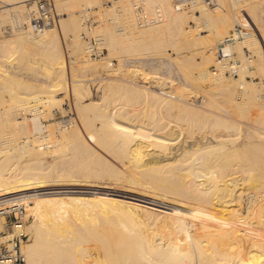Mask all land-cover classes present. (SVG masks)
Returning <instances> with one entry per match:
<instances>
[{
  "label": "bare ground",
  "instance_id": "6f19581e",
  "mask_svg": "<svg viewBox=\"0 0 264 264\" xmlns=\"http://www.w3.org/2000/svg\"><path fill=\"white\" fill-rule=\"evenodd\" d=\"M28 1L3 0L4 5L0 9V21L7 18L9 11L15 9L23 11L24 5ZM162 1L167 5L168 22L160 26H154L143 33H150V37L154 34L157 37L153 40H158V37L164 35L166 31L169 34L179 36V39L188 45L198 44V39L192 36L191 31L188 29L189 18L192 15H188L187 12L183 11L184 8L177 7V5H173L176 12L171 11L168 0ZM191 2L194 4L196 0ZM225 2L224 0L223 3ZM226 4L228 3L226 2ZM226 8L211 13L203 5L200 9L201 16L197 18L204 26L210 27L212 33H219L221 32V26L225 25L231 18L228 15L229 9ZM252 8L253 6L250 9ZM24 16L21 17L24 19ZM254 18L256 17L254 16ZM10 30L7 32L8 37L15 35ZM52 30H54V27L34 34L31 29L22 30V28H19L16 37L18 40L35 46L53 48L55 45L51 41ZM247 33L250 36L244 41L252 37L249 31ZM231 48V44H228L223 50L226 54L232 55L233 50ZM208 59L215 60L213 55H210ZM197 66L201 79H211V85L208 83L210 88L204 86L197 92V94L200 92V96H198L200 99L198 97L194 98L193 91L195 90H192L193 93L191 90L189 91V93H192L190 95L195 102H200L199 105L197 104L198 106L195 107L193 103H189L184 98L167 100L165 97L171 96L172 91L168 92L169 95L162 88V91L159 88V91L155 93L153 91L148 93L149 91L145 88L146 92L134 88L135 91L143 93V96L152 97L151 99L154 101L157 100L159 106L165 110L169 118L173 117V120L171 118L165 120L153 117V119H149L151 117L149 115L153 112L147 109L150 112L148 118L143 117L145 113L141 110L143 112L141 116L143 115L142 117L146 121H143L140 117V120H142L137 126L129 122H134L132 121L133 118L141 112L131 114V111L122 108V110H115L111 113V120H105L103 125L104 145L106 144L110 149L113 148L124 169V172L119 173L121 168L119 167V172L117 171L119 174L117 172H114L117 175H114L113 172L111 174L122 179L123 182L120 180L118 184L87 185L88 182L78 181L77 179V181H67L66 183L65 179L68 177H64L69 174L67 165H71L72 161L77 163L79 159L78 162L81 165H78H87V167L85 166L86 171H88L89 166H92L89 173L97 162H103V159H99V161L96 159L102 155L100 151V153H97L98 151L95 149L97 152H94L97 153V157L94 158L95 155L91 154L93 148L89 147L91 143L81 141L73 145L69 143L67 148L71 147L72 150L70 148L67 152L71 151V153L66 152V154L60 148L59 143L57 144V146L59 145L58 149L54 148L53 143V145L47 143V148H50V151L52 149V152L41 150L45 143L38 145L39 149H35L36 146H34L29 149L30 151L28 150L27 159L30 164L41 157L46 161L48 155H50V158L54 156V158L52 157L55 159L54 165L57 161L56 165L62 164L63 167H67V169L61 167L58 170L62 175L60 173L59 178L55 181H51L52 175L49 178L51 165L53 166L50 162L44 164V167L41 168L42 173L37 172L29 164L26 168L22 167L24 172L21 174L19 172L21 169L14 172L15 168L11 169V167H9L6 174H0V210L6 208L17 209L20 208V205L27 204V212L32 213L35 217L33 222L28 223L29 226L26 225L28 226V234H30V238L26 239L27 243L23 247V251H26L24 253L27 264H189V262H193L192 264H264V136H261L263 130L261 132L258 129L261 134L258 132L260 135H256L248 126L237 133L238 129L236 127L235 132L232 131L234 134H230L231 127L236 123L232 126L231 123L226 122L227 119L223 120L222 118L219 122L221 124L216 128L213 123L209 125L210 119L204 117V120L201 118L203 117L200 114L202 110L197 109L202 108L201 106L207 101L208 94L205 96L206 93L216 92L215 95L224 96L221 101L222 104H228L225 106L235 109L240 108L241 110L244 102H249V98L251 101H255L253 97H258L260 90L257 91L253 85L245 81H239L232 84V86L224 73L219 76L213 74L210 76L202 64L199 63ZM147 87L149 86L147 85ZM75 89L80 92V95L83 94V86L77 85ZM185 92L187 91L185 90ZM225 93L228 95L227 97H225ZM261 96L263 97V95ZM163 97L164 99H162ZM158 99L164 100L163 103L159 102ZM261 104L263 103L261 102ZM261 104L264 113V104ZM245 106L242 109L248 110ZM245 109L242 110V113L245 112ZM84 110L86 108L78 111L84 112ZM155 110L157 111L156 108ZM79 114L81 116L82 113ZM116 115L125 119L128 123L121 119L120 121L123 124L117 123L113 119ZM185 115L192 118L187 117V119L184 117ZM157 116L159 115L155 117ZM237 116H242V114ZM136 118L135 120H137ZM199 119L200 121L203 119L204 122L209 120L210 131L203 130L206 129L202 125L204 122L199 121L201 125L194 126ZM242 119L238 121H244ZM262 120L264 122V118ZM217 130H221L223 133H217ZM75 132L76 129L67 131L63 140H67ZM64 133L63 131L62 136ZM48 139L51 143V138ZM105 149L108 150L107 147ZM83 152L85 155L87 154L86 158L92 155L93 160L95 159L97 162L91 159L94 164L92 161V163L90 162L92 165L87 164L88 159L85 161V157L82 159L80 156V153L83 154ZM114 152L112 155L115 156ZM105 153L108 155L109 151H105ZM112 155L109 156L112 157ZM57 158L59 159L56 160ZM84 161L86 164H83ZM104 161H107L104 163L105 165L103 164L104 167L110 165V160H107V157ZM74 165L77 166V164ZM96 167L103 168L98 163ZM116 167H114V171L117 170L118 167ZM62 168L65 169L63 172L61 171ZM78 169L75 171L77 172ZM94 169L97 172V169ZM69 170L72 171L73 168ZM74 170L73 172H75ZM102 170L106 171V178H108L110 173L108 174L105 168ZM43 172L45 173L43 174ZM73 172L70 173L74 174ZM79 172L74 175L78 177ZM24 173L28 174V177H24ZM57 173H54L57 175L56 177H58ZM97 174L99 173L93 176L98 177ZM40 175L46 177V179L44 177L43 187L36 193L28 194L27 190L31 181ZM74 175H70V177L73 178ZM90 175L86 174L85 176L91 177ZM48 179H51V182ZM108 179L111 180V178ZM174 206L179 209L178 212L175 211ZM199 210L204 216L201 220L194 216V213ZM165 213L170 216L163 217ZM182 213H186L188 217L185 218ZM187 218L190 220L188 226L184 224V220ZM15 229L16 233H26L25 224H21ZM89 239L93 241L92 243L97 248L98 254L86 251L87 247L84 245L89 243ZM166 246L171 248H166ZM178 246H182L183 249ZM50 248L60 250L59 253L56 252L57 254H53L51 251L53 254L51 260L48 258L51 253H47L48 249V252L51 250ZM206 249L210 250V253H208L210 256H206L204 259L201 254L205 251L201 250ZM177 252H183L182 256H176L174 253ZM93 256L96 258L95 261L88 259Z\"/></svg>",
  "mask_w": 264,
  "mask_h": 264
},
{
  "label": "rangeland",
  "instance_id": "374dc122",
  "mask_svg": "<svg viewBox=\"0 0 264 264\" xmlns=\"http://www.w3.org/2000/svg\"><path fill=\"white\" fill-rule=\"evenodd\" d=\"M39 1L40 0H29L28 3L25 4L26 6L24 5L23 11L18 9L9 11L7 18L0 21V174H6L9 167H11V169L15 168L14 172L21 169L19 172L20 174L23 173L22 167L26 168L30 164L27 159L29 155L28 150L32 149L34 146H36L34 147L35 149H39L38 145L45 143L41 150L49 152L50 148H47V143L50 145L54 144L53 146L54 148L56 147L55 149H58L57 147L59 145H65L66 147L64 146V149L63 146H60V148L64 151V154H66L71 148H67L69 143L73 145L81 141L91 143L89 147L91 149L93 148L92 152L97 149L98 152H95H101V156L104 157L98 156V158H96L97 153L94 152V154L91 152L98 161L99 159H103V162H97L95 159L93 160L92 155L90 156L88 154L90 160L89 157L86 158L85 156H87V154L85 155L83 152L84 155L80 153L82 159L83 157L86 158H84L85 161L88 159L87 164L89 165H92L90 164L92 160L97 162L107 170L108 174L110 173L109 176L111 175L114 178L113 180L111 176H108L111 180L106 178V171H103L102 167V169H100V166L96 167L97 163L89 173V169L92 166L88 165V171H86L87 169L85 166L87 167V165L79 166L81 164H79L78 159L77 163L72 161L71 165L73 164V166L67 165L69 174L64 172V175H67L64 178L68 177L65 179L66 183L67 181H77V179L78 181L88 182L87 185L118 184L120 180L123 182L122 179L118 177L117 179L116 176H114L117 175L115 173L118 171L119 167L121 168L119 169L120 172H118H124L121 165L122 163L118 158L119 156L116 155L113 148H111V150L109 146L106 144V146L104 145L103 125L105 120H111V113L119 109L131 111V114H133V112L135 114L141 112L139 114L140 116L138 115L139 119L136 115L137 118H135L137 120L133 118L132 121L134 122H129L137 126L141 123L142 119L146 121L145 119L148 118V114H150L151 111L154 115L150 114L149 116L151 117H149V119L163 118L169 120L171 118V120H173V117L169 118L165 110L159 106L156 102L157 100L154 101L151 99L152 97L143 96V93L135 91L136 88L145 92L147 90L149 91L148 93H152V91L155 93L159 90L162 91V89L167 94L172 91L171 96L165 97L167 100L184 98L187 99L189 103H193L196 107L197 104H200V102H195L194 100L195 97L200 96V92L199 94H197V92L200 91L202 87L205 86L210 88L209 84L211 85L210 78H207V80L200 78L199 68L197 66L199 63L204 66L210 76L212 74L219 76L221 73H224L231 85L239 81H245L253 85L257 91H260L259 98L253 97V100H255L254 102L251 101L250 98L248 99L249 102H244L248 110L245 108L242 109L244 105H242L241 110L240 108L235 109L230 106H225L228 104L224 105L221 102L224 96H217L215 95L216 92H212L211 94L213 95L204 93L205 96L208 94V98H206L207 101L201 106L202 108L197 109L202 110L200 114L203 115V117L201 118L205 120L204 117H206L211 121L208 120L209 124L208 121L204 122L203 119V121L199 119L195 122L196 124H194V126H199L204 122L205 125H207L205 126L204 123L202 124L206 127V129L204 128L203 130L210 131L209 125L213 123L217 128L221 124L219 122H221L223 118V120L227 119L226 122L231 123L232 126L236 123V125L231 127L230 134H234L236 127L238 129L237 133L238 131L240 133V130H244L246 127L250 126L251 128H249L252 129L256 135H260L262 132L261 130H263L261 136H264V122L262 120L264 118V113L261 109L262 106H260L261 102L264 104V1L248 0L245 2L247 4L244 3L241 5L235 4L231 0H225L229 4L228 5L226 2L223 3L224 0H219L220 7L211 8L203 1L196 0L194 4H190L183 9L188 15H192L189 18L188 29L191 31L192 36L198 39V44H190V46L186 42L180 40L179 36L169 34L166 31L164 35L158 37V40H153L157 37L154 36V34L150 37V33H143L154 26H160L168 22L169 12L167 5L162 0H48L53 11V23L46 29L54 27L51 40L55 45L53 48L35 46L18 40L16 37V34L19 33V31H17L19 28H22V30L31 29L34 34H37L32 29L30 21L32 15H38ZM168 2L171 11L176 12L173 7L174 2L172 0H168ZM2 5H4L3 0H0V9ZM203 5L211 13H215L218 10L221 11L222 9L224 10L226 7V9H229L228 15L229 18L231 17V21H229V19L225 25L221 26V32L212 33L210 27L204 26L201 21L198 20L199 18L197 17L201 16L200 9ZM252 6L253 8L250 9ZM141 9L144 12H141ZM23 15H25L24 19L21 17ZM254 16L256 18H254ZM237 26H242L245 31H249L252 37L246 41L241 40L237 41L238 43L231 44L234 56L230 60L240 65L238 75L234 76L225 73L222 69V64L225 62H219L217 49ZM8 29H12L10 31H13L15 35L8 37ZM10 37L13 38L11 39ZM239 46L242 49H240ZM240 51H242L241 53L243 54H241ZM210 55H213L215 60L212 61L208 59ZM189 61L190 63H188ZM215 69L218 70V72L215 73ZM227 69L229 70L230 68L228 67ZM160 84L162 87H160ZM77 85L83 86V94L81 93L80 95V92L76 91L75 88ZM147 85L149 87H147ZM185 90L187 92L184 93ZM190 90L191 92L195 90L193 91L194 98L190 95ZM179 91H181L180 93H188L189 95L186 94L184 96V94H178ZM173 93H175L177 97ZM156 94L159 95L158 93ZM172 94L174 95L173 99ZM224 95L225 97L228 96L226 93ZM261 95H263V97ZM191 97L192 100H194L193 102H191ZM257 98L260 101L256 100ZM162 99H164V97ZM162 99H158L159 102L163 103L164 100L161 101ZM198 99H200V97H198ZM155 103L158 105V108L155 107ZM152 104L154 105L152 106ZM256 104L260 107H257ZM82 108H86V110L80 112ZM79 109L80 111H78ZM147 109L150 112L147 111ZM244 109L245 112L242 113ZM141 110L145 113L144 116L142 115L145 119L141 116V114H143ZM161 111H163V113H161ZM78 112L82 113L81 116ZM239 114H242L243 117H239H242L244 121H238L242 119L237 116ZM156 115L159 116L155 117ZM140 117L142 118L141 120ZM184 117H188L189 119L192 118L187 115ZM113 119L119 124H123L122 121L127 122L117 115L113 117ZM120 119L122 121H120ZM149 119L147 120L149 121ZM199 121L201 123H199ZM183 124H185V122H183ZM237 124L241 128H239ZM73 129H76V132L68 137L67 140L65 139L66 141L63 140L67 131H72ZM63 131L65 133L62 136ZM217 133L222 134L223 132L217 130ZM48 138H51V143ZM58 143L59 145L57 146ZM102 145L105 147L103 146L101 149ZM97 147L100 148L98 149ZM106 147L108 150L105 149ZM70 150H72V148ZM104 150L109 151V154L107 155ZM50 152H52V149ZM113 152L116 157L112 155ZM67 153H71V151ZM109 155H112L113 158ZM52 157L54 158V156ZM52 157L50 158V155H48L46 161H44L42 157L38 158L30 165L34 167L37 172L42 173L41 168L44 167V164L49 162L50 164L54 163L55 159ZM106 157L107 160H110V165L113 163L114 167H118H116V171H114L113 164L111 166L108 164V166L106 163L108 167H104V163L107 162L104 161ZM58 159L59 158L56 160ZM85 161L83 164H86ZM57 163L58 162L55 161V165L53 164L54 167L51 165L49 178L52 175V180L48 179L49 182L57 180L60 176L59 174L61 172L58 170H60L63 165H56ZM74 164H77L78 167ZM67 167L65 168L64 166L63 168L67 169ZM69 167L71 169L73 168V170L74 168H76L75 170L78 168L81 169H78L77 172L74 170L75 173L73 170L70 171ZM63 168L61 169L62 172L65 170ZM94 168L97 169V172ZM100 171L103 176L100 174ZM70 172L74 174L79 172L78 175L80 177L78 176V178L76 177L77 175L71 174ZM95 172L99 173L97 174L99 178L93 176L96 174ZM112 172H115L114 175L111 174ZM44 173L45 172H43V174ZM54 173H57L58 177H56L57 175ZM91 173L94 174L90 175ZM86 174H89L91 177H86ZM70 175H74L76 178H71L72 176L70 177ZM23 176L28 177V174L24 173ZM44 177V175H40L31 181L27 190L28 194L36 193L43 187ZM27 209V204H22L20 208L15 210L6 208V215H1L0 218V232H2L5 230L6 225L15 222L14 214L17 213L19 219L24 217L23 224H25L26 233L24 234L26 237L23 242V247L27 243L28 238H30V234H28L29 231H27L29 226L28 223L33 222L35 219L32 213L27 212ZM174 209L176 212L179 210L176 206H174ZM172 213L174 212L172 211ZM182 214L185 218L188 217L186 213ZM165 216L169 217L170 215L165 213L163 217ZM194 216L200 220L204 217L200 210L194 213ZM188 223L190 224L189 218L184 220L186 226H188ZM13 230L16 229L13 228ZM88 241L89 243L86 242L88 244L84 245L87 247L86 251L98 254L97 248L94 243H92L93 241L90 239ZM178 247L183 249L182 246ZM166 248L171 247L166 246ZM50 249L49 252V249L47 250V253H51L52 251L53 254H57V251L58 253L60 252V250L56 248H54L56 250L53 248ZM201 251H205L201 254L204 259L206 256H210L208 254L210 250L206 249ZM23 252L26 253L25 250ZM52 253L51 256L48 257L49 260L52 258ZM174 254L179 257L182 256L183 252ZM88 259L95 261L96 258L93 256ZM192 263L193 262H189V264Z\"/></svg>",
  "mask_w": 264,
  "mask_h": 264
},
{
  "label": "built area",
  "instance_id": "2783aa9c",
  "mask_svg": "<svg viewBox=\"0 0 264 264\" xmlns=\"http://www.w3.org/2000/svg\"><path fill=\"white\" fill-rule=\"evenodd\" d=\"M177 1V2H175ZM192 0H173L174 5L177 7L186 8L190 4ZM208 7L218 8L220 7L219 0H201ZM235 4L245 3L247 0H232ZM141 12H144L141 9ZM53 23V11L49 4L48 0H40L38 4V15H32V19L30 21L31 27L34 32L39 33L46 29ZM10 30V29H8ZM248 36H250L247 31L242 26H237L228 36L224 39V41L219 45L217 49L218 60L219 62H225L222 64V69L225 73L232 74L234 76L238 75L239 72V64L233 60H230L234 54L228 55L224 52V48L228 44H234L237 41L245 40ZM248 50V49H247ZM229 65V66H228ZM230 68L229 70L227 68ZM227 69V70H226ZM218 70L215 69V73ZM15 210V209H13ZM12 210V211H13ZM22 214V212H21ZM1 215H6L5 210H0V218ZM15 222H11L9 225H6L4 231L0 232V264H26L25 254L23 252V242L26 235L21 233H16L13 228L17 226H21L23 224V218L17 216V213L14 214ZM7 222V221H6ZM7 224V223H6Z\"/></svg>",
  "mask_w": 264,
  "mask_h": 264
}]
</instances>
